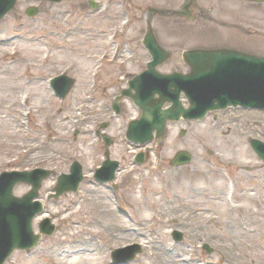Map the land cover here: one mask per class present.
Masks as SVG:
<instances>
[{"label": "rangeland", "instance_id": "374dc122", "mask_svg": "<svg viewBox=\"0 0 264 264\" xmlns=\"http://www.w3.org/2000/svg\"><path fill=\"white\" fill-rule=\"evenodd\" d=\"M90 1L54 5L18 0L0 22V38L10 40L0 46V174L37 168L66 174L79 162L84 175L77 193L59 199H49L57 177L44 182L39 197L44 211L34 219L33 230L38 234L39 224L49 218L56 232L43 236L36 248L15 251L5 264H51L48 259L61 264L65 251L82 246L105 252L103 261L113 264L115 250L134 244L142 253L126 264H154L146 256L153 253L149 248L157 237L190 253L197 264H264V164L249 143L264 142V111L230 107L198 121L169 124L161 143L128 142L127 126L140 118V110L124 99L121 114L115 116L112 104L151 60L142 43L144 14L149 7L165 8L166 1L174 8L180 2L92 0L101 5L92 9ZM31 6L38 9L34 18L26 15ZM231 11L248 31L242 48L264 57V4L248 3L245 9ZM157 24V35L172 54L159 68L164 74L188 70L182 59L186 49L215 48L235 39L232 32L219 33L217 27L169 29L170 20L159 17ZM61 75L76 80L65 100L49 86L50 79ZM105 123L114 140L110 158L120 168L114 183L99 184L94 172L105 161V145L96 132ZM218 133H229L231 142L218 141ZM238 144L262 169L238 168ZM179 151L188 152L193 160L175 168L170 162ZM142 152L147 159L138 166L135 157ZM183 172L193 174L195 181H184L179 188L174 179ZM241 173L242 181L237 179ZM246 185L254 192L242 193ZM154 186L157 195L151 193ZM29 190L18 186L15 195ZM111 225L129 226L132 232L127 240L107 245ZM136 228L143 236L133 231ZM175 232L182 234V241H175Z\"/></svg>", "mask_w": 264, "mask_h": 264}, {"label": "water", "instance_id": "95a60500", "mask_svg": "<svg viewBox=\"0 0 264 264\" xmlns=\"http://www.w3.org/2000/svg\"><path fill=\"white\" fill-rule=\"evenodd\" d=\"M18 0H0V21L16 6ZM60 3L62 0H46ZM264 2V0H249ZM28 17H35L37 9L30 7L26 12ZM144 45L152 57L147 70L128 83L129 88L121 93L113 104L115 114L121 113L119 102L130 98L142 111L139 120L131 122L126 133L128 141L145 145L153 140L162 141L168 122L184 120H199L209 112L223 110L229 106L264 110V58L231 51L194 50L183 53V59L190 67V73L183 75L173 73L160 74L157 68L165 63L170 55L157 43L153 31L149 30L144 38ZM75 85V80L60 76L51 81L55 95L64 100ZM184 93L189 102L185 109L180 101ZM159 98L155 100V96ZM165 104L171 108L163 110ZM106 128V126H103ZM156 133V136H154ZM109 147L113 141L103 136ZM251 146L264 162V143L251 140ZM192 157L187 152H179L172 161L174 166L190 163ZM145 161L143 154L136 162ZM118 162L107 159L96 171L95 178L101 183L115 179ZM54 172L45 169H35L31 172H5L0 175V264H5L15 250L35 248L42 235L52 236L55 226L49 219L39 225V235L32 229L33 220L43 212L39 191L47 179L55 176ZM83 180L82 166L76 162L71 166L70 174L58 177L55 195L49 198L58 199L67 193H76ZM29 185L31 190L22 198L14 195L18 185ZM175 240L181 241V233H175ZM207 251L211 250L206 246ZM141 252L139 245L116 250L112 254L115 264H125L132 261Z\"/></svg>", "mask_w": 264, "mask_h": 264}, {"label": "bare ground", "instance_id": "6f19581e", "mask_svg": "<svg viewBox=\"0 0 264 264\" xmlns=\"http://www.w3.org/2000/svg\"><path fill=\"white\" fill-rule=\"evenodd\" d=\"M9 32V31H8ZM6 32V34L8 33ZM8 42H10L9 39L6 37L0 38V46H7ZM4 54H7L6 51H4ZM200 133L202 132L199 130ZM230 133V132H229ZM223 133H218L216 135V139L223 143L231 142L232 138L227 137ZM172 144V143H171ZM235 152L238 155V159L236 162V165L240 170H244L246 168L251 169L252 171H258L259 169H262L261 165L258 162H255L252 160V155L250 151L246 148H244L242 145L235 146ZM222 158L220 157V160ZM195 176L193 174L188 173H181V176L178 178H175L177 187L182 188L183 182L187 181H195ZM238 180H244L243 173L239 175L237 178ZM249 185V184H248ZM246 185V187L243 188L242 193L252 191L254 192L253 188H249V186ZM47 188V187H46ZM158 188L156 186L153 187L151 193L157 195ZM252 189V190H251ZM235 188L229 190V194L233 195L235 193ZM135 198V197H134ZM242 209V207H240ZM54 214H57L55 212ZM106 214V213H105ZM45 217H49L48 213L44 214ZM149 215H146V218H148ZM141 225V223L139 224ZM136 234H140V236H143L142 231L140 229L136 228L133 230ZM132 229L129 226H115L111 225L109 229V240L107 245H109L111 242L116 243L118 241L127 240V237L129 234H131ZM153 253L146 256V258L153 260L154 264H197V262L192 261L195 260L190 253L182 251L177 249L176 247H172L169 245V242L166 238L157 237L156 242H152V247L149 248ZM106 253L104 252L101 254V252L97 249H87L82 247H76L70 250L65 251V260L61 264H107L105 261H103L102 256H104ZM102 255V256H101ZM99 256V257H98ZM189 257V258H188ZM48 261L51 264H56L55 261H52L51 259H48ZM210 264V263H206Z\"/></svg>", "mask_w": 264, "mask_h": 264}, {"label": "flooded vegetation", "instance_id": "af4514ba", "mask_svg": "<svg viewBox=\"0 0 264 264\" xmlns=\"http://www.w3.org/2000/svg\"><path fill=\"white\" fill-rule=\"evenodd\" d=\"M179 2L176 8L169 5L171 9H175L177 14L175 16L168 15L165 17L158 13L155 8L149 7L146 14L150 15L144 14L146 28L153 25V29L156 31L155 27L159 26L158 24L156 25V19L158 17L162 18V16L170 20L169 29L179 25L181 26L180 29L189 31L197 28L202 29V27L210 25L212 28L217 27L220 30L219 32L225 30V32L234 33L235 39H231L232 41L229 42L226 41L222 47L241 50L244 43L243 36L247 35V29L242 23L240 16L238 14L234 15L231 8L234 10L245 9L247 5L245 0H179ZM137 12L140 13L141 11L137 10ZM168 42L176 47L173 39ZM228 43L232 45H227Z\"/></svg>", "mask_w": 264, "mask_h": 264}]
</instances>
